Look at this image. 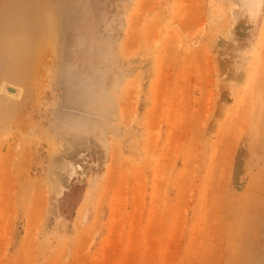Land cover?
Segmentation results:
<instances>
[{
  "label": "rangeland",
  "instance_id": "1",
  "mask_svg": "<svg viewBox=\"0 0 264 264\" xmlns=\"http://www.w3.org/2000/svg\"><path fill=\"white\" fill-rule=\"evenodd\" d=\"M263 37L264 0H0V264H264Z\"/></svg>",
  "mask_w": 264,
  "mask_h": 264
},
{
  "label": "bare ground",
  "instance_id": "2",
  "mask_svg": "<svg viewBox=\"0 0 264 264\" xmlns=\"http://www.w3.org/2000/svg\"><path fill=\"white\" fill-rule=\"evenodd\" d=\"M48 52H49V50H48ZM47 67H49V66L47 65ZM46 74H48V73L46 72ZM253 74H254V77H253V86L252 87L250 86V87H251L252 91H255V93L258 92V91L256 92V90H257L256 88H258V90L262 93L261 96H263V98H264V37H263V40H262V45L260 47V51L258 52V56H257L256 61H255V64H254V73ZM40 79H42V78H40ZM40 83H42V82H40ZM248 95H249V93H248ZM20 96H21V92H20V94H19L18 97H13V96H11V97L12 98H15V99H19ZM48 194H49L48 193V190H46V188H44L43 186L41 188H39V190L36 192V195H35V203L36 204L35 205H36V208L37 209L35 208V210H34V214L32 215L33 218H35V216H37V214L41 211V209L46 208V204L48 202L47 201Z\"/></svg>",
  "mask_w": 264,
  "mask_h": 264
},
{
  "label": "water",
  "instance_id": "3",
  "mask_svg": "<svg viewBox=\"0 0 264 264\" xmlns=\"http://www.w3.org/2000/svg\"><path fill=\"white\" fill-rule=\"evenodd\" d=\"M6 92L11 95H17V91L10 87L6 88Z\"/></svg>",
  "mask_w": 264,
  "mask_h": 264
}]
</instances>
